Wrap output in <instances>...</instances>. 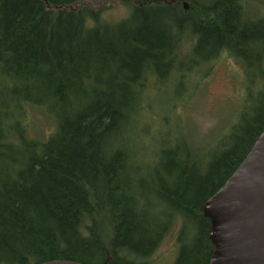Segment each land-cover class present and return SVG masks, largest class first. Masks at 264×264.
<instances>
[{"label":"trees","instance_id":"1","mask_svg":"<svg viewBox=\"0 0 264 264\" xmlns=\"http://www.w3.org/2000/svg\"><path fill=\"white\" fill-rule=\"evenodd\" d=\"M94 1L0 0V264H145L176 226L172 264H208L203 204L264 130V0ZM226 55L254 87L212 136Z\"/></svg>","mask_w":264,"mask_h":264},{"label":"water","instance_id":"2","mask_svg":"<svg viewBox=\"0 0 264 264\" xmlns=\"http://www.w3.org/2000/svg\"><path fill=\"white\" fill-rule=\"evenodd\" d=\"M208 264H264V130L225 183L205 201ZM39 264H82L52 260Z\"/></svg>","mask_w":264,"mask_h":264},{"label":"rangeland","instance_id":"3","mask_svg":"<svg viewBox=\"0 0 264 264\" xmlns=\"http://www.w3.org/2000/svg\"><path fill=\"white\" fill-rule=\"evenodd\" d=\"M116 1V0H115ZM111 0H96L94 6L101 4L111 8L106 10L103 17L106 21H118L126 17L128 7L125 4H119ZM241 63L237 60L225 56L220 58L215 64L212 73L207 80L206 89L201 97L200 105H196L192 111V116L196 120L192 122L197 129H209L205 133L215 136L217 128L222 123L229 120L230 116L239 108L244 92L247 86L254 87V84L249 80V72L245 67H241ZM264 67V64L262 65ZM261 64H256L251 68L252 75L256 74V68L259 69ZM199 107V108H198ZM35 119L39 123L40 131L44 134H50L53 130L52 120L47 119L43 113L34 111ZM201 125L202 127H200ZM30 124V132L33 130ZM32 134V132H31ZM178 221V219H177ZM174 234L178 232V227L173 228ZM167 234L155 252L147 259L145 264H172L178 251L175 235Z\"/></svg>","mask_w":264,"mask_h":264}]
</instances>
